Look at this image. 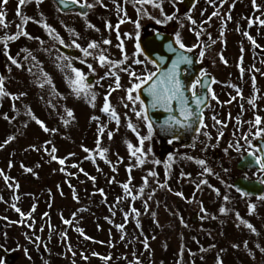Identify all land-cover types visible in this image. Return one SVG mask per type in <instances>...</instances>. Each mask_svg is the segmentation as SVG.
Wrapping results in <instances>:
<instances>
[{
    "label": "rangeland",
    "instance_id": "rangeland-1",
    "mask_svg": "<svg viewBox=\"0 0 264 264\" xmlns=\"http://www.w3.org/2000/svg\"><path fill=\"white\" fill-rule=\"evenodd\" d=\"M111 1L113 3V0ZM119 1L117 0V3ZM181 1L178 0L174 4L173 0H158L163 15L160 9L147 4L143 6L140 14L137 13L139 5L123 6L125 18L130 22L121 24L119 32L124 40V54L129 59L121 67L135 71L138 75H143L145 70L155 71L154 65L144 60L143 55H133L138 41L128 39L124 36L125 33L135 37L138 31L141 37L144 31L164 32L173 35L175 40L179 34L181 42L188 43V48H193L192 52L197 54L203 73L218 82L211 85L210 104L203 121L207 128H200L185 144H172L168 141L170 148L162 159L159 157L162 140L153 131L151 139L146 140L143 146L144 149L151 148V153L144 158L142 166H135V159L129 155L126 144L128 142L134 147L139 146L136 134L127 127L129 121L138 129L140 136L148 134L144 122L137 120L130 110L131 105L129 108L124 107V103L128 101L125 99L124 103H121L122 98L126 96L125 89L131 87L129 75L119 69H113L120 76V88L109 96L110 104L120 116V126L117 128L115 122L100 111L109 87H115L114 78L101 80L107 69L101 68L93 58L97 53L84 57L81 50L70 46L75 41L81 48H86L89 42L100 43L103 39H109L112 43L101 44V47L107 50L105 54L109 59L121 61L123 55L116 47L119 43L116 32L106 29V22L113 26L119 23L121 16L117 15L116 7L107 0H103L105 7L95 4V0H87L95 6L84 17L73 13H59L53 0H43L39 6L33 0L20 9L22 15L31 18L24 25V30L38 39L29 40L22 36L9 42L6 51L21 64L19 69L11 64L4 55L5 49L0 45V55L5 68V73H0V78L4 81L5 90L12 96L24 94L15 101L9 97L0 98V144L7 137L16 136L14 141L0 149V171L9 177V184L15 182L13 187L9 188L0 176V199L3 201L0 202V217H6L0 219V246L10 254L12 261L9 264H135L136 260H139L140 264H216L218 257L222 259L223 264H264V252L261 251L264 249V201L242 197L232 186L236 178L244 177V173L237 170L236 164L249 150L248 144H252L256 139L257 129L249 122L256 116L261 117L260 130H264V51H257V47L243 35L248 32L259 45L258 49L264 50V26L257 22V18L264 20V0H256L260 11L252 7V0H227L222 6L221 0H212V3L196 0L195 5L187 12L183 11ZM83 2L84 0H78V3ZM17 3L18 0H8L6 5L0 4V10L6 13V21L9 24L7 28H0V38L17 31L16 25L20 22L16 16ZM214 11H218L219 15L213 17ZM165 15L173 16L174 19L165 21ZM227 15L231 16V20L227 19ZM189 17L195 24L190 22ZM157 19L162 22L157 24ZM249 19L254 22L252 27H249ZM32 21L48 24L55 34L65 41L63 46L78 51L79 56L72 58L62 55L58 50L60 44L53 41L43 28ZM137 21L140 25L138 30L135 25ZM89 23L94 29L87 27ZM201 28L204 29L203 32L200 31ZM221 31L224 32L223 37L220 35ZM197 32H200L199 41ZM205 38L209 40L205 41ZM198 43L203 47H197ZM24 49L27 51H22ZM201 50L205 52L202 58L199 55ZM29 52L31 56H28ZM221 54L227 64L221 62ZM64 57L68 59L65 60ZM134 59H140L142 63L136 65L132 62ZM81 60H84V63H81ZM89 63L93 65L94 74L87 68ZM66 65L83 72L87 78L93 77L92 82L88 84L94 85L90 91L96 94L95 106L83 96L78 98L72 92L68 77L73 74L71 68L65 67ZM241 68L244 70L243 74ZM45 75L52 83L40 87ZM252 77H255V87ZM96 81L100 83L96 84ZM236 89L240 90L239 95ZM213 93L217 100L211 99ZM233 97L235 99H232ZM249 100L254 104H249ZM13 105L16 111H13ZM216 106H220L218 113ZM137 108L139 109V104ZM66 109L73 112L74 118L66 117ZM29 110L46 127L56 131L43 132L27 115ZM4 114L9 116L11 123L2 118ZM93 116L99 117V120L93 121ZM213 116L222 124H215ZM65 119L69 121L67 126ZM25 123L27 127H24ZM98 124L106 125L105 133L101 137V146L108 150L106 158L116 165L115 172L98 156L95 163L85 159L88 154L82 151V146L95 150ZM108 132L113 133L111 140L108 139ZM205 132L211 139L204 135ZM244 136L248 139H243ZM47 141L52 143L46 144ZM230 143L232 148L228 147ZM237 145L239 151L236 150ZM33 146L40 150L32 151ZM44 146L49 150L52 147L57 149L55 155L65 159L64 170L72 175H65L60 171L62 166L51 160L45 153ZM225 149H228L227 152ZM71 153L75 155L69 158ZM118 157L122 158V163L118 162ZM197 160H205L206 167L211 169L213 175H201L203 168L196 163ZM156 161L158 163H155ZM72 164L79 167L71 168ZM21 165L32 169V172L26 173ZM127 167L133 168V179L129 187L134 189V195L140 196L134 201V208L140 215L136 217L130 213L128 221H125L123 209L118 206L124 200L117 203V199L125 196L120 185L128 181ZM80 169L95 177V183ZM149 171H155L157 176L148 177L149 186L141 195L138 189L143 186L142 177ZM185 176L189 178L185 179ZM110 179L115 182L109 184ZM201 180H207L220 195L217 196L207 185H201L197 190L196 185ZM159 183L167 184L171 191L159 188ZM69 184L72 187H69ZM15 185L19 187L16 188ZM73 189L79 202L73 199ZM100 190L105 194L103 197L99 195ZM153 191L155 194L152 200L148 201L146 214L144 201ZM176 192L182 193L184 198L174 195ZM225 196L228 197L227 202L224 200ZM127 200L131 201L130 198ZM7 201L15 203L26 215L31 212L33 205L37 204L38 208L41 203L46 209L43 219L36 227V208L35 212H31V219L23 222L32 225L31 228L22 226L21 223L10 224L9 221L20 222L21 217L7 205ZM249 205L255 206L251 215ZM201 206L204 212H201ZM221 207L225 208L226 214L220 213ZM78 209L87 211L80 212ZM73 213L79 222H73V229L63 227L58 235L55 234L52 230L53 223L60 224L61 217L68 219ZM194 213L198 216L192 223L191 217ZM152 214H155V218ZM236 214L251 223L258 234H253L243 225H239ZM137 222L140 228L136 227ZM120 224L125 225L123 240L121 232L116 231L115 227ZM49 225L52 226L51 229ZM77 228L84 230L92 238L87 249L75 250ZM34 231H37V234ZM62 233L67 235L66 242ZM25 234L32 238L39 236L42 243L39 247L35 243H29ZM145 240L148 249L144 247ZM245 241L248 242L247 249L244 247ZM233 245L239 247L234 248ZM69 246L72 252L68 251ZM81 254L87 259H83ZM100 256H110L111 259L104 261ZM0 260L8 264L1 252Z\"/></svg>",
    "mask_w": 264,
    "mask_h": 264
},
{
    "label": "snow or ice",
    "instance_id": "snow-or-ice-1",
    "mask_svg": "<svg viewBox=\"0 0 264 264\" xmlns=\"http://www.w3.org/2000/svg\"><path fill=\"white\" fill-rule=\"evenodd\" d=\"M33 2V0H18L17 3V11H16V16L19 18L20 22L16 25V33L12 34V35H8L4 38H0V45L3 46V48L5 49L4 51V55L7 56L8 60L11 62L12 65H14L16 68H21V64L17 62V60L13 57H11L10 55H8V52L6 51L9 42L15 41L17 39H19L20 37H26L29 40H33V39H38L36 37H32L30 36L25 30H24V25H26L31 18L26 17L24 15H22L20 9L22 7H24L26 4ZM129 2L133 3V6L139 5L140 7L137 8V13L140 14V12L143 10V6L144 5H151V7L153 8H157L160 9L161 14L163 15V9L161 7V4L158 2V0H123L124 4H127ZM176 2H178V0H173V3L175 4ZM207 2L212 3V0H207ZM227 0H221V6L223 5V3H226ZM8 3V0H0V4L2 5H6ZM35 3L37 4V6H39L41 3H43V0H35ZM60 3L63 4L65 7H67L68 3H71L72 5H77L78 4V0H60ZM113 3L116 7V11L117 13H121L123 12V6L120 3H117V0H113ZM95 4L100 5L101 7H105V5L103 4V0H95ZM78 6L81 9L84 8H93L95 5L93 3H89L87 2V0H84L83 3H79ZM252 7L256 10V11H260L256 0H252ZM203 14V13H202ZM219 12L218 11H214L212 13V16H218ZM126 13H124V16H121L119 19V23L115 26L111 25L110 23L106 22V29L110 30V31H115L116 32V38L119 41V43L116 45L117 48H119L120 52L123 55V59L121 61H113L111 59H109V57L105 54L106 53V49L101 47L102 45H110L112 42L109 39H103L100 43H97L95 41L93 42H89L86 48H81V46L76 43L75 41L72 42V44L70 45L71 47H74L76 49H79L82 51L83 56L84 57H89L92 56L93 53H97L93 58L97 61V63L99 64V66L101 68H106L107 71L105 73L104 77H101V80L106 79V78H114L115 81V87H109L108 90V94L104 96V103L103 106L100 108V111L102 113H105L110 120H113L115 122V124L117 125V128L120 126V116L117 114L115 108L110 104L109 102V96L112 94V92L118 90L120 88V76L117 74V72L113 71V69H119L122 72H127V74L130 77V84L131 87L125 89L126 92V96L124 98H122L121 103H124V100L126 99L128 101V103H124V107L125 108H129V105H131V111L134 113L135 117L137 120H140L142 122H144L145 126L147 127V131L148 134L147 136H140L139 131L136 127H134V125L129 121L127 124V127L130 131H132L133 133L136 134L137 139H138V144L139 146L134 147L133 144L126 142L127 144V149L129 152V155L131 157H133L135 159V166H142L144 164V158L151 153V148L148 149H144V144L146 140H150L153 134V123L150 122V117L148 115V109L145 107L143 101L141 100V97L139 95V92L141 89L144 90V92L146 93V95L150 98L149 101V107L152 110H157V111H164V112H173L175 111L176 113L179 114V118H177L176 116L173 115H169L162 124H160V128L163 132L168 133L171 132L173 130V128H178V129H185V128H190L192 125L189 123V121L194 120L200 113L201 111V105L205 104V98L204 96L199 93L197 91V88H206L208 92H211V88L208 86V81L206 80V76L207 73H202L200 75V77L198 79H196V81L194 83H192L189 86H185L181 79V71H180V66L181 65H191L193 63L192 59L188 56L185 55V53H190L193 51V48H188L186 47L180 40V36L179 34H177L176 36V40H175V44L178 47H173V45L170 43L167 45V51L169 53H174L175 54V58L171 61V66L169 68H167V70L165 71H159V69L157 70V72H148L147 70H145V73L143 75H138L135 71H130L128 68H123L121 67L122 64H124L129 58L127 57L126 54H124V40L121 39V34L119 32V27L121 24L126 23V22H130L126 20ZM150 19H152V17H149ZM174 17L173 16H168L165 15L164 16V20L165 21H171L173 20ZM227 19L231 20V16L227 15ZM189 20L192 24H195V21H192L191 18L189 17ZM211 20V17L209 18V21ZM209 21H204V23H209ZM38 24L39 27L43 28L44 31L51 37V39L53 41L58 42L60 45H64L65 41L62 40L57 34H55V31L53 28H51L48 24L46 23H42L40 21H32ZM157 24H160L162 21L157 19L155 21ZM257 22L261 25L264 26V20H259L257 18ZM223 23V20H222ZM253 20L249 19L248 24L249 27L253 26ZM136 28L137 30L139 29L140 25L139 22H135ZM9 27V24L6 21V13L2 10H0V28H7ZM87 27L89 29H94V26L92 24H88ZM96 31H99L98 29H95ZM191 31V29H190ZM201 32L204 31L203 28H201L200 30ZM74 34V33H73ZM221 37H223L224 32L221 31L220 33ZM243 35L245 37H247V39L252 43V45L254 47H259V45L256 44V41L253 39V37H251L248 32H244ZM125 37H127L128 39H136L137 41L139 40V32L137 31V34L135 37L129 35L128 33L124 34ZM196 37L197 40H200V32L196 33ZM209 39H211V37H209ZM41 43H44L43 41H40ZM214 43V41H213ZM197 47H203L201 44H197ZM136 47V52L133 55H143V52L140 49V45L137 42V44L135 45ZM182 50V51H181ZM22 51H27L26 49L22 50ZM241 51H243V49H241ZM200 57H204L205 56V52L203 50L200 51L199 53ZM28 56H31V53H28ZM28 57L26 56L25 59H27ZM65 60H67V57H64ZM144 60L148 61V57H144ZM220 60L222 63L227 64V61L224 59L223 55H220ZM242 60V58H241ZM81 63H84V60L80 61ZM134 64L136 65H140L142 63V61L140 59H134L132 61ZM149 63H151V61H148ZM160 63L163 64L164 60L161 59ZM65 67H69L71 68V65H66ZM87 68L89 69L90 72H92L93 74L95 73V70L93 68L92 64H87ZM29 71H31V69H29ZM241 73L243 74V69H240ZM159 72V74H158ZM71 73L73 74L71 77H68L69 80V84L70 87L72 89V92L79 98L81 96H83V98L87 99L89 101V103L92 106L94 105V102L96 100V94L92 93L90 91L91 87H93L94 85H90L88 83H86L87 80V76L75 69V68H71ZM135 80L137 82L133 83L132 81ZM252 81H253V87H255V77H252ZM51 80L47 78V76L45 75V79L44 81L40 84V87H44L45 84H49L51 85ZM100 81H96V84H99ZM211 83L215 84L218 83L217 81H215L214 79L211 81ZM191 92V101L192 103L195 104L196 107V112H193L192 108L189 107V99L186 97L185 92ZM237 94H240V90L236 89ZM133 93H137L136 95H133ZM24 94L22 93L21 96H23ZM21 96H12L11 94H9L4 87V81L2 78H0V98H4V97H9L12 100H19L21 98ZM211 99L212 100H217L216 95L213 93L211 95ZM232 99H235V97H233ZM175 102L176 104V108L173 109L172 105ZM231 102V100L229 101ZM217 103H219V101H217ZM249 104H254V102L252 100L248 101ZM139 104V109L137 108V105ZM13 111H16L15 105H13ZM243 111V108H242ZM66 112V117L67 118H74V114L71 110H65ZM27 115H29L31 117L32 120L35 121V123L40 127V129L45 132V133H54L56 130L55 129H49L48 127H46V125L39 120L37 117H35L32 113L31 110L28 111ZM2 118L5 121H8L9 123L12 122V120L9 118V116L7 114H4L2 116ZM125 118L127 119V116L125 114ZM91 119L93 121H98L99 117L93 116L91 117ZM212 119L215 121V124L217 125H221L222 122L218 119H216L215 116L212 117ZM65 126H67V124L69 123L68 119L64 120ZM237 123H239V121H237ZM250 124H252L253 127H255L257 129L256 133H255V138H260V137H264V130H260V125L262 123L261 121V117L256 116L254 118L253 121L249 122ZM223 126H227V125H223ZM24 127H27V124L25 123ZM199 128H207V125L204 124L202 117L199 120V124H198ZM105 129H106V125H99L98 124V134H97V139L95 141L96 143V148L95 150H90L86 147L82 146V151H84L85 153H87L88 155H86L85 159L87 160H91L93 163H95L96 158L98 156V158L100 160H103L104 163L108 164L112 171L115 172L116 171V165L113 164L110 160H108L106 158V153H107V149L103 148L102 145V141H101V137L104 135L105 133ZM205 136H208V133L205 132L204 133ZM113 136L112 132H108V139L111 140ZM223 136V133H220V137ZM16 139V136H9L7 137L4 142L2 144H0V149H2L3 147H5L6 145L10 144L12 141H14ZM208 139H211L210 136H208ZM243 139L247 140L248 137L244 136ZM217 140H219V137H217ZM51 141H47L46 144H51ZM229 148H232L233 145L230 143ZM249 148H252V144H248ZM32 151H39L40 149L36 148L35 146L32 147L31 149ZM228 149H225V152H227ZM236 150L239 151V145L236 146ZM44 151L47 155L50 156L52 161H55L56 163H58L59 165H61L62 167L60 168L61 172H64L65 175H72V173H67L64 170V165H65V159H60L58 158L55 153L57 152V149L55 147H52L50 150L44 146ZM264 151V145H262L260 148H256L253 151H249L247 153L248 157H252V161L250 163L254 164L255 166H258L259 170L264 173V158H262L259 155H256L257 152H262ZM75 155V153H71L69 158L71 156ZM172 157H169V160H171ZM189 159H191L189 157ZM118 162L122 163L123 160L122 158L118 157ZM155 163H158V161H156ZM197 164H199L202 168H203V172L201 173V175L207 174V175H213L212 171L210 168L206 167V162L205 160H197L196 161ZM9 167H11V163L9 164ZM21 167L23 168V170L28 173V172H32V169L29 168H25L23 165H21ZM37 167H39V165H37ZM71 168H78L79 166L77 164H72L70 165ZM167 167V165H166ZM98 171H100V169H97ZM133 168L132 167H127L126 171L129 173V177H128V181L126 183H123L120 185V187L124 190L125 196L118 198L117 199V203H120L122 199H128L130 198L131 201H135L137 199L140 198V196L134 195V189L130 188L129 185H131L132 183V176H131V172H132ZM80 171L87 176V178L89 180H91L93 183H95V177H92L90 175H88L86 172H83V169H80ZM227 171V170H225ZM0 176L3 177L5 184L9 187L12 188L13 184L15 182H13V184H9V177L4 175L3 171H0ZM157 176V174L155 173V171H149L147 173V175L145 177H142L143 180V186L140 187L138 189V192L143 195L145 192V189L149 186V180L148 177H153L155 178ZM183 176V174H182ZM166 178H167V173H166ZM185 179H188L189 177L185 176ZM109 184L114 183L115 180L114 179H110ZM223 183V181H222ZM260 184L264 185V179H261L259 181ZM201 185H207L209 188L212 189L213 192L216 193L217 196L220 195L219 191L217 189H215L214 187H212L210 184H208L207 180H201L197 185V190H199V188L201 187ZM16 188H18V185H15ZM69 187H72L69 184ZM158 187L161 189H167L168 191H171V189H168L167 184L165 183H159ZM57 188L59 189V185L57 186ZM239 191V190H238ZM62 194V193H61ZM95 194V193H94ZM155 194V191H153L152 193H149L147 196V200L144 201V208L146 210V214H147V209H148V201H151L153 196ZM99 195L100 196H104V192L103 190L99 191ZM174 195L179 196L181 199H183V194L180 192H176L174 193ZM240 195L243 197L245 195V193L243 191H240ZM73 199L78 201L77 196L75 195V190L73 189ZM259 199L261 201H264V195L260 196ZM225 202L228 201V197L225 196L224 197ZM0 202H3L2 199H0ZM189 203H191L192 201H188ZM13 210L17 213L20 214L21 217V221L20 222H15V221H9V223H21L22 226L25 227H29L31 228L32 225L30 224H24V221L30 220L31 219V212H35L36 210V206L33 205L31 212L28 213L27 215L24 214L21 209L19 207L16 206L15 203H12L10 205ZM114 207V206H112ZM255 209L254 205H249V215H251L253 213ZM78 211L83 212V211H87V209H78ZM111 211V208H110ZM221 214H226V210L224 207H221L219 209ZM201 212H204L203 206H201ZM130 213L136 217H138L140 215V213L135 209V208H131L130 209ZM47 215V214H45ZM75 213H73V219H75ZM114 215V213H113ZM153 218H155V214H152ZM205 215H207V213H205ZM213 219H215L216 217H212ZM0 219H6V217H0ZM129 219V213H125L124 215V220L128 221ZM236 219L237 221H239V225H243L244 227H246L247 229H249L253 234H258L256 232L255 227L243 220L239 214H236ZM62 223L64 225H68L71 226L72 224V220L69 219H64L63 217H61ZM109 223H111V221L109 220ZM181 224H183V219L181 218ZM238 225V226H239ZM185 227L187 225H184ZM51 225H49V228L51 229ZM116 229L118 231L121 232V240H123L124 236H123V232H124V228L125 225L124 224H120V225H115ZM137 228H140V224L139 222H137L136 224ZM41 231H43V228H41ZM75 231H77L79 233L80 236L83 237L84 240H90L91 238L86 236L83 232V230L81 229H75ZM64 237L65 242L67 241V235L66 233H62L61 234ZM26 239H28L29 243H35L37 247L40 246V244L42 243V241L40 240L39 236H36L34 238L32 237H28L27 234H25ZM155 237H153L154 239ZM102 243V242H100ZM109 246H112L111 244H109ZM144 247L145 249H148V244L147 241H144ZM214 247V245H213ZM234 248H238L239 245H233ZM244 247L245 249H247L248 247V242L245 241L244 242ZM257 247H259V245H257ZM45 250L47 251V248L45 247ZM68 251L72 252L71 247H68ZM223 251V250H221ZM262 252H264V249H261ZM25 252L27 253V250H25ZM74 254V253H73ZM83 259H87V257L83 256ZM93 255H97L96 253H93ZM101 260L107 261L110 260L111 257H104V256H100L99 257ZM0 264H4L3 260H0ZM135 264H140L139 260L135 261ZM216 264H223L222 259H220L219 257L217 258V262Z\"/></svg>",
    "mask_w": 264,
    "mask_h": 264
},
{
    "label": "water",
    "instance_id": "water-1",
    "mask_svg": "<svg viewBox=\"0 0 264 264\" xmlns=\"http://www.w3.org/2000/svg\"><path fill=\"white\" fill-rule=\"evenodd\" d=\"M53 3L55 6L58 8L59 12L62 14L66 13H72L76 12L80 16H85L88 13V8L81 9L78 4L77 5H72L71 3H68L67 7H65L63 4L60 3V0H53ZM195 4V0H182L181 1V7L184 12L189 11L193 5ZM172 27H175V24L172 25ZM205 41H208L209 39L205 38ZM172 44L173 47H178L175 44L174 37L169 34V33H161V32H156L152 34H144L141 36L139 39V45L140 49L143 52L144 57H148V60L151 61L154 66L156 67V71L159 69V71H165L167 68L171 66V61L175 58L174 53H169L167 51V45ZM59 52L68 57L72 58H77L79 56V52L70 49L66 46L60 45L58 47ZM259 52H263L264 50L262 49H256ZM182 51V50H181ZM185 55H188L193 63L189 65H181L180 66V71H181V76L180 79L182 83L187 87L190 85L191 82H193L195 79L199 78V73L202 70V65L198 62L197 56L195 53L190 52V53H185ZM163 59L164 63L161 64L160 60ZM0 72L1 74L5 73V68H4V62L3 59L0 55ZM159 74V72H158ZM93 80V77L90 76L87 78L86 82L91 83ZM206 80L208 81V86L211 85L212 78L210 75L206 76ZM199 93H201L204 98H205V104L201 105V111L199 115L192 121H189V123L192 125L190 128H185V129H178V128H173L171 132L165 133L161 130L160 124L163 123V121L169 116L173 115L179 118V114L176 113L175 111L169 113V112H164L162 110L157 111V110H152L149 107V101L150 98L146 95L143 89L140 90L139 95L141 97V100L143 101L145 107L148 109V115L150 117V122L153 123V130L157 134V136L162 140V147H161V152H160V159L164 156L165 153L168 152L169 148L166 146V141L170 139H178L179 144H185L187 143L190 138L193 136L194 132L198 128L199 120L201 118V114L204 108L207 107L209 104V99H208V91L206 88H200ZM186 97L189 99V107L192 108L193 112H196V107L195 104L192 103L191 101V92H185ZM173 109L176 108L175 102L172 105ZM257 145L261 147L264 145V140L259 139L257 140ZM261 157L264 158V151L259 152ZM252 157H248V155L243 156V158L237 163V169L238 170H244L245 168H254L252 167ZM250 163V165H249ZM251 166V167H250ZM258 167V166H257ZM233 188L236 189L238 192L243 191L246 196H254L258 197L263 194V190L261 188V185L257 181H248L243 178H238L234 181L233 183ZM198 214L194 213L191 217V222L194 223L197 219ZM0 228H1V222H0ZM0 252L4 255V259L6 263H10L12 261V258L10 254L4 250L0 246Z\"/></svg>",
    "mask_w": 264,
    "mask_h": 264
},
{
    "label": "flooded vegetation",
    "instance_id": "flooded-vegetation-1",
    "mask_svg": "<svg viewBox=\"0 0 264 264\" xmlns=\"http://www.w3.org/2000/svg\"><path fill=\"white\" fill-rule=\"evenodd\" d=\"M108 2H109V4H111V5H114L113 3H112V1L111 0H107ZM119 3H121L122 4V6H127V7H134L133 6V3L132 2H129V3H127V4H123V0H120L119 1ZM110 6V5H109ZM115 6V5H114ZM58 9V8H57ZM59 11V10H58ZM90 12V9L88 8V13ZM87 13V14H88ZM123 13H124V9H123V12H121V13H119V14H117V15H120V16H123ZM73 14H77V13H75V12H73ZM86 14V15H87ZM85 15V16H86ZM82 17H84V16H82ZM144 34H151V33H146L145 31H144V33L142 34V35H144ZM141 35V36H142ZM139 38H141V37H139ZM197 59H198V56H197ZM198 61H199V59H198ZM200 62V61H199ZM155 72V71H154ZM203 73V68H202V70H201V72H200V74H199V77H200V75ZM213 80V79H212ZM196 81V79L193 81V82H191L190 83V85L192 84V83H194ZM212 85V84H211ZM210 88H211V86H210ZM199 90H200V87H198L197 88V91L199 92ZM208 99H209V104H210V92H208ZM209 104H208V106L206 107V108H204L203 109V111H202V114H201V117H202V119H203V121H204V119H205V115H206V112H207V108L209 107ZM217 107V110H216V112L218 113V112H220V109H219V107L218 106H216ZM216 113V114H217ZM199 127L197 128V130L194 132V134L195 133H197L198 131H199ZM193 134V135H194ZM259 139H262V140H264V137H260V138H256L255 139V141L254 142H252V148H249V150L248 151H246L245 153H244V155L243 156H245V155H247V153L249 152V151H253L254 149H256V148H260L259 147V145H257V140H259ZM168 141H170L172 144H179L178 143V139H175V140H173V139H170V140H167L166 141V146L168 147V148H170L169 146H168V144H167V142ZM256 155H259V156H261L260 155V153L259 152H257L256 153ZM243 156L240 158V160L243 158ZM239 160V161H240ZM238 161V162H239ZM237 162V163H238ZM249 165H250V163H249ZM253 166L252 167H254V168H245L244 170H239V171H241L242 173H244V177H238V178H243V179H246V180H248V181H257L258 183H259V181L261 180V179H264V173H262L260 170H259V168L257 167V166H255L254 164H252ZM236 166H237V164H236ZM251 167V166H250ZM238 170V169H237ZM238 178H236V179H238ZM235 179V180H236ZM234 180V181H235ZM234 183V182H233ZM260 184V183H259ZM261 185V188H262V190H263V194H264V185H262V184H260ZM232 186H233V184H232ZM234 189V188H233ZM236 192H238L236 189H234ZM238 193H240V192H238ZM262 194V195H263ZM244 196H246V195H244ZM246 197H248V198H259L260 196H258V197H254V196H246Z\"/></svg>",
    "mask_w": 264,
    "mask_h": 264
},
{
    "label": "trees",
    "instance_id": "trees-1",
    "mask_svg": "<svg viewBox=\"0 0 264 264\" xmlns=\"http://www.w3.org/2000/svg\"><path fill=\"white\" fill-rule=\"evenodd\" d=\"M186 47H188L189 46V44L188 43H186V44H184ZM9 200V199H8ZM124 200V202L123 203H121V204H119L118 206H120L121 207V209H123V216L125 215V213H129L130 214V209L131 208H134V202L133 201H129V200H127V199H123ZM7 205H11V203H10V201H7ZM36 208H37V204H36ZM45 208H44V206L40 203V204H38V208H37V213H36V217H38V219H37V221H36V223L37 224H35V226L37 227L39 224H40V222H41V220L43 219V212H45ZM36 217H35V219H36ZM69 220H72V224H71V226H68V225H62V223H56V222H54L53 223V227H52V230L55 232V234H59L60 232H61V230H62V228L64 227L65 229H73L72 227L74 226L73 225V222L74 221H77V222H79V220H76V219H73V215L70 217V218H68ZM130 221L132 222V219L130 218ZM35 230H36V228H35ZM116 231H118V230H116ZM35 232V234H37V231H34ZM77 232V231H76ZM83 232H84V234L86 235V236H88V237H90V235L89 234H87L84 230H83ZM124 232H125V230H124ZM52 233V232H51ZM50 233V234H51ZM76 240H77V243L76 244H74V246H75V250L76 251H78L79 249H87L88 248V245L89 244H91L89 241H91L92 240V238L90 239V240H84L83 239V237L82 236H80L79 235V233L77 232L76 233Z\"/></svg>",
    "mask_w": 264,
    "mask_h": 264
}]
</instances>
